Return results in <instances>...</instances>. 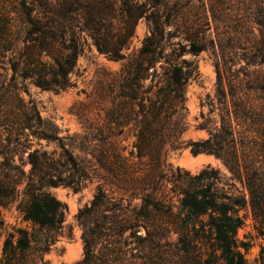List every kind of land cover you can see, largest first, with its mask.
<instances>
[{
	"label": "trees",
	"instance_id": "1",
	"mask_svg": "<svg viewBox=\"0 0 264 264\" xmlns=\"http://www.w3.org/2000/svg\"><path fill=\"white\" fill-rule=\"evenodd\" d=\"M15 1L17 17L8 14L0 25V210L14 207L26 226L6 233L0 264H45L43 255L63 232L67 212L51 188L80 191L90 180L66 137L23 96L28 93L24 82L56 91L72 87L83 31L99 53L125 60L142 18L150 34L133 60L105 84L114 97L97 157L104 183L76 215L84 247L77 264H205L207 247L212 263L220 250L226 264H245L238 247L245 221L240 211L249 208L264 229V101L226 84L219 69L220 125L200 124L208 138L186 143L194 155L222 161L230 172L228 191L220 187L218 169L165 172L164 156L167 146L185 143L187 85L198 70L195 61L180 58L206 50V32L214 28L211 44L224 60L234 61L233 53L244 46L250 64L264 63V0ZM253 25L260 27L259 38ZM166 37L180 38L182 50L165 53ZM130 124L134 144L127 151L122 131L115 129ZM166 182H172L169 193Z\"/></svg>",
	"mask_w": 264,
	"mask_h": 264
},
{
	"label": "rangeland",
	"instance_id": "2",
	"mask_svg": "<svg viewBox=\"0 0 264 264\" xmlns=\"http://www.w3.org/2000/svg\"><path fill=\"white\" fill-rule=\"evenodd\" d=\"M16 3L15 0H0V25L4 24L8 14L17 17ZM221 29L223 28L220 27ZM169 30L173 31V28L170 27ZM252 30L255 37L259 38L260 27L253 25ZM149 34L148 21L145 18L140 19L129 48L125 51L126 59L115 61L99 53L87 32H80L79 36L83 46L77 60V67L70 74L74 84L72 87L56 91L42 89L33 84L31 80L24 82L29 95L27 92H23V96L33 100L41 115L58 127L60 135L66 137L65 141L73 155L84 166L88 167L90 173V180H88L86 187L80 191L65 186L51 188V192L66 204L67 212L63 232L59 235L56 243L51 246V249L43 255L45 264H77L83 257L82 229L76 215L81 208L93 200L99 185L104 183L102 175L105 172L102 170L97 157L102 150V133L106 134L110 127L106 117V108L114 97L107 91L105 84L133 60ZM215 35L214 28L212 31H207L208 48L198 55L185 53L179 60L195 61L198 70L187 85L186 105L188 114L186 121L188 129L181 138L185 143L177 149H170L169 146L165 148L167 153L164 160L167 167L164 168V171L170 172V168L174 170L181 168L195 175L204 168L211 166L220 171V176L223 178L220 187L228 191L231 181L227 179L230 172L222 161L211 154L194 155L186 143L189 140L208 138V130L198 128L200 124L212 129L220 125L219 106L216 98L219 69L226 84L233 83L239 89L252 91L253 100L261 102L264 101V63L250 64V52L244 46L237 47L233 53L234 61L224 60L219 48L211 44ZM179 40L178 37L169 39L166 37L165 53L171 52L175 47L179 51L182 50V47L178 45ZM182 41V45L186 49L190 48L189 41ZM161 63H158V67ZM12 74V69H8L6 77L9 79ZM150 81L148 79L146 85L150 84ZM255 89H258L257 93H255ZM210 103L214 106H211ZM131 130L132 124L115 129L116 132L122 131L121 137L124 139L122 144L127 148V151L133 150L134 137ZM166 184L165 191L169 193L172 182H166ZM236 185L242 190L240 183ZM108 192L111 191L108 190ZM115 194L117 195L118 192L115 191ZM169 197H173V201L178 203L177 197L173 193H170ZM240 215L245 221L238 230V247L244 255L245 264H264V229L256 225L249 208L242 209ZM0 221H2L0 246L6 233L11 231L13 227L26 226L14 207L1 209ZM203 250L205 252L203 263L226 264L225 260L219 258L220 250L217 251L218 258L215 257L216 262L214 263L209 260V254H207L211 249L207 247Z\"/></svg>",
	"mask_w": 264,
	"mask_h": 264
},
{
	"label": "bare ground",
	"instance_id": "3",
	"mask_svg": "<svg viewBox=\"0 0 264 264\" xmlns=\"http://www.w3.org/2000/svg\"><path fill=\"white\" fill-rule=\"evenodd\" d=\"M205 160V159H204Z\"/></svg>",
	"mask_w": 264,
	"mask_h": 264
}]
</instances>
